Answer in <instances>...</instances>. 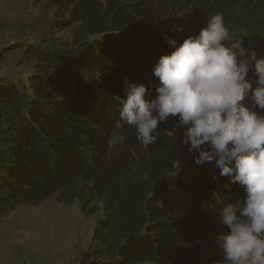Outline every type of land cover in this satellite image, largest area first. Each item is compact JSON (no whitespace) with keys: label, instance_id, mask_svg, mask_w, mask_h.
I'll return each mask as SVG.
<instances>
[{"label":"trees","instance_id":"1","mask_svg":"<svg viewBox=\"0 0 264 264\" xmlns=\"http://www.w3.org/2000/svg\"><path fill=\"white\" fill-rule=\"evenodd\" d=\"M50 3L56 15L68 11L66 26L80 23V33L70 47L26 48L38 63L28 90L0 78V227L9 213L51 196L60 204L78 200L83 211L98 201L104 219L95 239L103 248L90 263L222 264L215 241L228 229L216 216L245 199L244 188L225 189L229 180L213 163L194 162L198 153L182 142L177 118L160 123V137L147 147L133 127L117 128L114 97L126 99L134 82L154 99L153 68L174 51L168 41L198 35L214 14L245 48L251 39L264 47V0Z\"/></svg>","mask_w":264,"mask_h":264},{"label":"clouds","instance_id":"2","mask_svg":"<svg viewBox=\"0 0 264 264\" xmlns=\"http://www.w3.org/2000/svg\"><path fill=\"white\" fill-rule=\"evenodd\" d=\"M168 42L174 51L153 68L155 98L146 99L145 85L128 82L126 99L114 97L121 104L115 126L133 127L147 147L160 137V123L177 118L174 127L186 129L182 142L198 153L194 162L213 163L229 180L225 189L238 183L246 193L216 216L228 229L215 241L222 264H264V56L233 38L221 14L181 44Z\"/></svg>","mask_w":264,"mask_h":264},{"label":"rangeland","instance_id":"3","mask_svg":"<svg viewBox=\"0 0 264 264\" xmlns=\"http://www.w3.org/2000/svg\"><path fill=\"white\" fill-rule=\"evenodd\" d=\"M56 12L50 0H0V78L28 90L38 63L26 48L70 47L79 36L81 24L66 26L69 12ZM250 48L264 56L258 40L251 39ZM253 75L250 72L247 78ZM103 219L104 207L98 201L85 211L80 201L60 204L57 196L38 205L19 207L2 220L0 264H93L91 259L103 248L95 239Z\"/></svg>","mask_w":264,"mask_h":264}]
</instances>
